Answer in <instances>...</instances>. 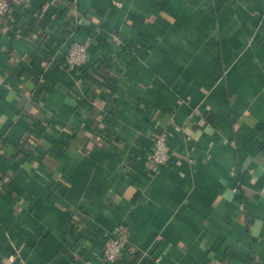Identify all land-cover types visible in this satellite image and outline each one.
Returning a JSON list of instances; mask_svg holds the SVG:
<instances>
[{
    "label": "crops",
    "instance_id": "1",
    "mask_svg": "<svg viewBox=\"0 0 264 264\" xmlns=\"http://www.w3.org/2000/svg\"><path fill=\"white\" fill-rule=\"evenodd\" d=\"M13 8L0 20V264L97 262L120 225L110 264H264V0ZM155 118L169 159L151 172Z\"/></svg>",
    "mask_w": 264,
    "mask_h": 264
},
{
    "label": "built area",
    "instance_id": "2",
    "mask_svg": "<svg viewBox=\"0 0 264 264\" xmlns=\"http://www.w3.org/2000/svg\"><path fill=\"white\" fill-rule=\"evenodd\" d=\"M14 0H0V20L9 16L12 11ZM117 4V3H116ZM88 41L79 43L73 42L67 49L64 56V66L67 70H78L87 61ZM2 78L0 75V84ZM151 151L146 157V167L149 171L155 172L169 159L167 145V133L161 127L160 122L155 118L152 122ZM103 243L97 262L82 260L78 264H110L120 258L127 247V229L125 226H118L113 232L103 234Z\"/></svg>",
    "mask_w": 264,
    "mask_h": 264
},
{
    "label": "trees",
    "instance_id": "3",
    "mask_svg": "<svg viewBox=\"0 0 264 264\" xmlns=\"http://www.w3.org/2000/svg\"><path fill=\"white\" fill-rule=\"evenodd\" d=\"M13 9H14V8H13V6H12V11H13Z\"/></svg>",
    "mask_w": 264,
    "mask_h": 264
}]
</instances>
